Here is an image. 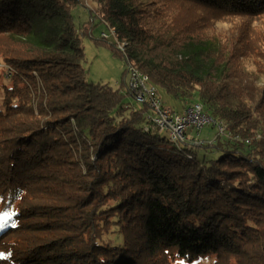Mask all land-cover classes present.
<instances>
[{
	"label": "trees",
	"instance_id": "16d2710c",
	"mask_svg": "<svg viewBox=\"0 0 264 264\" xmlns=\"http://www.w3.org/2000/svg\"><path fill=\"white\" fill-rule=\"evenodd\" d=\"M87 1L224 138L177 147L88 82L81 0H0V264H264V0Z\"/></svg>",
	"mask_w": 264,
	"mask_h": 264
},
{
	"label": "rangeland",
	"instance_id": "374dc122",
	"mask_svg": "<svg viewBox=\"0 0 264 264\" xmlns=\"http://www.w3.org/2000/svg\"><path fill=\"white\" fill-rule=\"evenodd\" d=\"M93 8L94 6L91 2L81 0V4L72 10V16L76 29L82 30L84 26L87 27L86 34L82 36V46L85 57V62L82 67L86 75V79L88 82L92 83L107 84L113 89L119 90L122 94L126 95L128 80L124 79L126 70L125 61L114 55L112 47L116 45V42L112 31L105 24L100 23L98 19H95ZM89 11H91V14ZM103 35L107 36L105 40L102 39ZM2 69L4 70L5 68H0V110L2 109V89L3 86L8 85L7 80L3 77ZM156 89L157 97L159 98L162 107L166 109L168 108L177 114L183 113L186 109H184L183 103L170 97L163 89L159 87H156ZM125 101L131 104L134 108L141 107L130 95L125 96ZM149 116L153 117L154 114L149 111ZM218 134L219 132L217 128H215L212 123L206 124L199 130V132L192 127H187L185 130V135L188 140H193L203 144L214 142L215 137ZM161 135L166 139H169L168 131H162ZM221 137L224 138L222 135ZM196 152L200 158L205 155L206 158L211 159L217 158L219 154L215 151V149H211L208 153H206L204 149L197 148ZM208 262L209 261L206 260H197L192 263L176 261L173 264H208Z\"/></svg>",
	"mask_w": 264,
	"mask_h": 264
},
{
	"label": "built area",
	"instance_id": "2783aa9c",
	"mask_svg": "<svg viewBox=\"0 0 264 264\" xmlns=\"http://www.w3.org/2000/svg\"><path fill=\"white\" fill-rule=\"evenodd\" d=\"M106 38L107 36H102L103 40ZM117 48L123 52L122 45H118ZM124 79L128 80L127 91L130 96L137 104L146 106L154 114L151 117L152 123L159 132L168 131L169 140L177 147H199L203 144L186 138L185 130L187 127H192L199 132L206 124L212 123L219 134L224 133L223 123L207 116L200 104L196 103L188 106L182 114L174 113L162 107L157 97L156 87L150 83L145 74L139 72L130 64L126 65Z\"/></svg>",
	"mask_w": 264,
	"mask_h": 264
},
{
	"label": "crops",
	"instance_id": "0c3cea01",
	"mask_svg": "<svg viewBox=\"0 0 264 264\" xmlns=\"http://www.w3.org/2000/svg\"><path fill=\"white\" fill-rule=\"evenodd\" d=\"M168 109V108H167Z\"/></svg>",
	"mask_w": 264,
	"mask_h": 264
}]
</instances>
